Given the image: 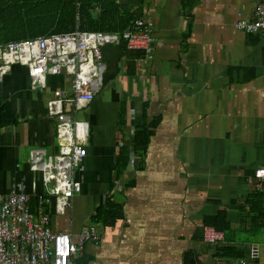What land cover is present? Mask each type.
I'll use <instances>...</instances> for the list:
<instances>
[{
  "label": "crops",
  "instance_id": "0c3cea01",
  "mask_svg": "<svg viewBox=\"0 0 264 264\" xmlns=\"http://www.w3.org/2000/svg\"><path fill=\"white\" fill-rule=\"evenodd\" d=\"M88 1L118 36L143 0ZM259 2L144 1L142 17L155 23L152 58L127 51L118 76L76 112L92 133L67 231L102 233L78 264H264V183L255 178L264 166V34L236 28L255 19ZM60 82L49 75L46 87L34 85L20 65L0 76V194L49 193L32 165L59 153L48 98ZM136 129L152 133L144 156L135 155ZM110 201L122 218L96 223ZM222 214L225 242L207 244L203 229Z\"/></svg>",
  "mask_w": 264,
  "mask_h": 264
},
{
  "label": "built area",
  "instance_id": "2783aa9c",
  "mask_svg": "<svg viewBox=\"0 0 264 264\" xmlns=\"http://www.w3.org/2000/svg\"><path fill=\"white\" fill-rule=\"evenodd\" d=\"M254 20L238 21L236 28L247 33L264 34V0L256 8ZM155 23L142 17L122 34L128 51L141 52L151 59L154 52ZM120 43L119 36L102 32L76 30L66 34H50L35 39L0 44V76L12 66L28 68L34 85L47 86L49 75L60 77L53 95L48 98L51 113L57 121L59 153L49 161L37 162L42 168V181L48 195L55 198V218L43 212V196H39V212L31 210L29 195L20 190L0 194V264H78L89 242L98 243L102 233L97 227L85 229L76 239L67 231L73 200L83 190L76 174L89 155L87 144L92 125L78 120L76 112L88 107L104 87L107 65L102 47ZM264 183V166L255 172ZM57 220V229L52 224ZM59 229V230H58ZM225 233L207 226L203 240L218 245ZM259 248L252 246L251 259L259 258Z\"/></svg>",
  "mask_w": 264,
  "mask_h": 264
},
{
  "label": "trees",
  "instance_id": "16d2710c",
  "mask_svg": "<svg viewBox=\"0 0 264 264\" xmlns=\"http://www.w3.org/2000/svg\"><path fill=\"white\" fill-rule=\"evenodd\" d=\"M73 3H77L78 0H70ZM91 4L88 0H85ZM143 0L138 9L133 16H130V20L125 26L124 29L114 30V33L117 34L120 38V43L116 44L118 46V51L121 55L116 59V55L112 57H104L106 61L107 71L105 73L104 81L105 84L110 82L120 73L119 62L122 57L130 56L128 50L126 49L125 42L122 41V34L128 30L136 20L142 18V8L144 6ZM58 2V1H55ZM40 3H51L49 1L39 2L35 0H0V44H7L13 41H22L28 39H35L41 36H46L50 34H66L70 32H75L76 30H81L85 32H102V33H111V30L104 27L106 19L97 18L93 16H86L84 20L80 21H67L62 19H46L45 17L36 15L40 12L41 5ZM94 8L93 4H91ZM104 55V54H103ZM141 55V54H140ZM135 59V58H134ZM124 106V105H123ZM152 133L149 130H137L134 133V151L136 156L145 155L146 149L149 146ZM123 156V155H122ZM132 185V184H131ZM43 196L42 209L46 214H54L55 210V198L50 195H41ZM54 198V199H53ZM110 209L105 212L102 208L98 209V218L96 223L102 225L106 223L117 224L122 218V207L110 201ZM31 210L34 213L39 212L40 200L39 197L31 198L30 202ZM95 218V217H94ZM226 216L222 214L218 222L214 225L216 230L223 231L226 234V231L230 229L229 225L226 223ZM223 224L225 226H223ZM226 236V235H225Z\"/></svg>",
  "mask_w": 264,
  "mask_h": 264
},
{
  "label": "rangeland",
  "instance_id": "374dc122",
  "mask_svg": "<svg viewBox=\"0 0 264 264\" xmlns=\"http://www.w3.org/2000/svg\"><path fill=\"white\" fill-rule=\"evenodd\" d=\"M35 1H49L51 3H40L41 9L40 12L36 15L45 17L46 19H62L67 21H80L84 20L86 16L95 17V12L91 4L85 0H78L77 3H73L70 0H35ZM58 1V2H55ZM94 6V5H93ZM114 46H117L115 43H107L102 47L104 57H112L114 55ZM104 62H106L104 60ZM27 71L28 68L26 67ZM6 76V75H5ZM105 96V94H104ZM82 110L80 115H78L79 120H83Z\"/></svg>",
  "mask_w": 264,
  "mask_h": 264
}]
</instances>
